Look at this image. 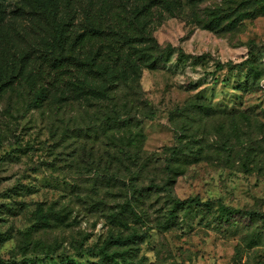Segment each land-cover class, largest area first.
<instances>
[{"label":"rangeland","instance_id":"rangeland-1","mask_svg":"<svg viewBox=\"0 0 264 264\" xmlns=\"http://www.w3.org/2000/svg\"><path fill=\"white\" fill-rule=\"evenodd\" d=\"M91 11L109 36L77 54L88 74L37 101L34 63L70 54ZM125 79L137 95L101 93ZM172 197L213 207L166 227ZM132 231L144 241L108 264H264V0H0V264H102Z\"/></svg>","mask_w":264,"mask_h":264},{"label":"trees","instance_id":"trees-1","mask_svg":"<svg viewBox=\"0 0 264 264\" xmlns=\"http://www.w3.org/2000/svg\"><path fill=\"white\" fill-rule=\"evenodd\" d=\"M146 10V11H144ZM141 11L145 12L146 15L149 14L150 6L148 8H145ZM107 15V14H106ZM102 12H89L87 15V21L89 23V27L79 33L76 37L72 39V48L70 50V54H66L62 52V50L55 54L53 52H47L42 54L39 59L34 63V70L38 74V79L35 80L34 84H36L37 92H35V99L37 101L42 100L46 93L50 91L51 89H57L61 87H67V86H74L76 85L78 80H82L87 74L86 70V62L84 59H82V56L79 57L77 54H85V50L88 48V46L92 47L96 43L100 42L103 39V36L107 38L109 36L108 33H106L107 26H104V17H106ZM113 15V16H112ZM111 18L114 19V24L120 29L122 33L128 38L134 42L136 41V37L138 36L139 32L137 30V27L133 22H129L126 18H124L119 13H113ZM114 35V34H113ZM100 39V40H99ZM113 43V47L108 52L106 56H99V60H101L104 65H106V62H114L118 60V54H121V50L123 49L122 46L119 44V42L114 41V38L112 37L109 39ZM89 44V45H88ZM103 50L99 49L97 51V56L99 54L102 55ZM111 63L108 64L110 66ZM91 66L94 68V66L91 64ZM103 74L107 75V71ZM121 79V78H120ZM129 79H125V81H119V80H111L108 82V85L105 86L101 93L106 97L107 100L112 99V94L114 93L115 89L117 87H120L123 82H129ZM131 89H134V94L137 95V84L135 85V82L130 81ZM195 99V98H194ZM193 99V100H194ZM196 100V99H195ZM196 102V101H193ZM196 104V103H195ZM137 105V104H136ZM211 105V104H210ZM196 107H201L200 105L196 104ZM129 111V110H128ZM154 114V110H149L147 106H140V115L144 118H150ZM139 125H141V119H138ZM134 124V122H133ZM138 125V126H139ZM139 136H144V134H141V131H137V138L139 139ZM141 147L137 145V151H139ZM180 152V146L179 141L176 144V146L173 149L172 156L170 160L178 155ZM130 160L134 163L136 160L131 157ZM123 161H121L122 163ZM136 176H131L130 181L132 183V186L134 188H137L136 184ZM159 189H165L164 187H160L159 185L155 186ZM206 205L209 208H212L211 202H202L198 198H188V199H181L179 197H172V204L167 212V220L165 222V226L168 227V225H172L175 223L176 218L178 216V211L182 207H190L192 205ZM235 211V208L222 206L220 208V216L227 218L229 213ZM145 239V234H140L139 232L132 231L125 235H112L108 237L101 249L102 257L101 261L102 264H108V261H114L116 259H121L124 263H128L127 256H128V250L125 248H130L133 245L143 242ZM112 248H116L114 251H111ZM121 249V250H119ZM1 261V260H0Z\"/></svg>","mask_w":264,"mask_h":264}]
</instances>
